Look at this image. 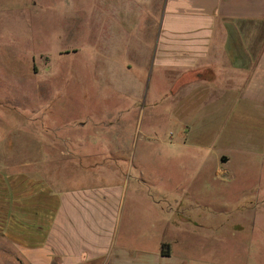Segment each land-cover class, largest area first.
<instances>
[{
	"label": "rangeland",
	"instance_id": "1",
	"mask_svg": "<svg viewBox=\"0 0 264 264\" xmlns=\"http://www.w3.org/2000/svg\"><path fill=\"white\" fill-rule=\"evenodd\" d=\"M146 7V0H0V166H19L37 148L47 157L60 153L44 159L48 172L66 178L59 166L83 168L90 174L76 172L77 182L124 185L125 208L129 201L131 221L140 218L150 244L171 237L188 264L264 262V210L233 211L246 201L243 186L263 187L264 176L214 183L212 157L202 155L232 154L233 166L257 165L241 149L250 135L240 122L218 126L217 106H187L184 115L174 105L168 115L164 93L177 77L154 80L132 60L139 46L129 36L146 23ZM176 202L188 205L189 226L173 230L163 220ZM198 220L236 224L238 235L218 243L196 230ZM223 248L229 257L218 255Z\"/></svg>",
	"mask_w": 264,
	"mask_h": 264
},
{
	"label": "crops",
	"instance_id": "2",
	"mask_svg": "<svg viewBox=\"0 0 264 264\" xmlns=\"http://www.w3.org/2000/svg\"><path fill=\"white\" fill-rule=\"evenodd\" d=\"M146 1V23L137 24L135 37L129 36L139 46L132 60L145 64L154 80L177 77L164 93L168 115L174 105L184 115L187 106H217L218 126L240 122L250 135L241 149L257 165L233 166L232 154L205 151L202 155L213 160L207 168L210 180L264 176V0H160V6L158 0ZM127 35L123 31L118 38L125 44ZM182 127L188 132L187 125ZM46 157L37 148L19 166H0V264H188L174 239L161 235L152 245L140 218L131 221L133 207L128 201L125 208L123 184L80 183L81 177L74 178L78 168L59 166L70 177L62 178L47 171ZM55 157L60 153L47 158ZM82 169L80 175L90 174ZM243 187L246 201L233 211H263L264 186ZM187 207L176 202L170 214L167 206L161 208L169 214L165 227L189 226ZM148 221L151 226L157 218ZM198 222L196 230L207 231L218 243L238 235L236 224ZM261 240L264 244L263 232ZM218 255L229 257L224 248Z\"/></svg>",
	"mask_w": 264,
	"mask_h": 264
},
{
	"label": "trees",
	"instance_id": "3",
	"mask_svg": "<svg viewBox=\"0 0 264 264\" xmlns=\"http://www.w3.org/2000/svg\"><path fill=\"white\" fill-rule=\"evenodd\" d=\"M161 252H162L163 254H167V252H166L165 250H163V249H162V251H161Z\"/></svg>",
	"mask_w": 264,
	"mask_h": 264
},
{
	"label": "water",
	"instance_id": "4",
	"mask_svg": "<svg viewBox=\"0 0 264 264\" xmlns=\"http://www.w3.org/2000/svg\"><path fill=\"white\" fill-rule=\"evenodd\" d=\"M223 161V160H222Z\"/></svg>",
	"mask_w": 264,
	"mask_h": 264
}]
</instances>
